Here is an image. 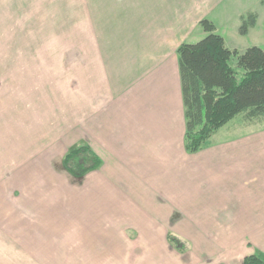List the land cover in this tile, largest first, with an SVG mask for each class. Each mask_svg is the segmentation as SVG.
<instances>
[{
  "label": "crops",
  "instance_id": "obj_1",
  "mask_svg": "<svg viewBox=\"0 0 264 264\" xmlns=\"http://www.w3.org/2000/svg\"><path fill=\"white\" fill-rule=\"evenodd\" d=\"M227 1L0 0V232L13 254L0 264L264 258V122L195 154L185 148L177 51L206 37L205 19L220 33ZM25 136H36L29 150ZM79 146L98 170L75 179L47 163ZM24 151L42 164L36 179L24 176ZM35 183L36 216L7 197ZM14 208L36 221V239L9 227Z\"/></svg>",
  "mask_w": 264,
  "mask_h": 264
},
{
  "label": "trees",
  "instance_id": "obj_2",
  "mask_svg": "<svg viewBox=\"0 0 264 264\" xmlns=\"http://www.w3.org/2000/svg\"><path fill=\"white\" fill-rule=\"evenodd\" d=\"M256 21L253 13L243 17L240 35L246 36ZM200 27L206 37L195 44H183L177 51L185 108V148L191 154L200 152L239 115H244L247 123L264 122V48L232 50L211 21H201ZM88 158L92 165L86 167ZM101 164L86 146L72 149L63 160L64 169L75 179L98 170ZM244 264H264V258L252 255Z\"/></svg>",
  "mask_w": 264,
  "mask_h": 264
},
{
  "label": "rangeland",
  "instance_id": "obj_3",
  "mask_svg": "<svg viewBox=\"0 0 264 264\" xmlns=\"http://www.w3.org/2000/svg\"><path fill=\"white\" fill-rule=\"evenodd\" d=\"M235 2L236 0H228L224 7L219 11L218 14H220V20H218V24H220V34L226 42V45L229 49L232 50H238L239 52H244L246 51L248 48L250 47H259V48H264V0H238L239 3H236L235 5H233L232 3ZM238 4L241 5V8H239ZM240 11H246V14L244 17L247 16V13H253L257 15V21H256V25L254 28L249 29V32L246 36H242L239 33V22L238 24L236 23L237 19H236V14ZM248 13V14H249ZM227 14L229 16H227ZM227 21H226V19ZM230 18V20H229ZM217 19V16H216ZM228 20L230 21V23H228ZM217 31V29H216ZM194 38L192 40H190V44H195L199 41H201L203 38H199L197 39V37H201L199 35H195L193 36ZM187 43V44H189ZM232 67H235L234 64H232ZM27 75V74H26ZM27 76H30L31 78H35L36 73H30ZM26 76V77H27ZM28 78V77H27ZM36 79V78H35ZM29 80V78H28ZM27 107V106H26ZM247 122L244 119V115H239L236 118H234L228 125H226L224 128H222L218 133H216L212 139L207 143L208 146H210L212 143H220V142H225V141H229L232 139H237L239 138L242 133L246 130V125ZM256 127V126H255ZM262 128L264 129V124H262ZM28 133H32V130L30 128V132ZM36 141V136H25L24 139V144L26 145L25 148L26 150H29L28 147L31 142ZM36 145V142L35 144ZM33 145V146H34ZM77 148V147H76ZM24 158H25V168H24V176L26 178H31V179H36V164L40 165L42 167L41 162H37L36 161V152L35 154L29 152V151H24ZM64 160V159H63ZM39 161V160H38ZM47 161H52L51 159L47 158ZM46 161V162H47ZM49 164L52 165V170L54 171H61V172H66V170L64 169L63 166V161L59 164H55V163H50L47 162ZM84 166H90L92 165L91 160L88 158L86 160V162L84 163ZM22 171V170H21ZM17 175V173H16ZM15 174H13L12 176H16ZM10 175L8 174V177ZM21 176V175H20ZM11 177V176H10ZM72 178H74V176L71 175ZM29 183V182H28ZM79 184H76V186ZM24 190V191H23ZM23 190L21 188H17V191L14 190H9V192H7V197H8V202H10L13 205H16L17 203H19L20 206H25L26 207L28 205H30L31 209H36V183L35 185L33 184H25ZM24 197V198H23ZM27 200V201H26ZM22 201V202H20ZM21 208L16 209L14 208L13 210H9L6 213V220L7 224L13 227H16L18 225H20L24 230L29 231L30 236L34 237L36 239V227L32 228V226H36V221L30 220L28 221L27 219H22L19 218L17 219V216L20 215L21 213ZM76 211V210H75ZM25 213V211H24ZM8 214L10 215V217L8 216ZM27 214V213H25ZM36 216V211L34 210L33 213ZM12 216V217H11ZM36 220V217H35ZM28 226H30L31 228H29ZM129 237H132L134 239V234H128ZM175 237V236H174ZM8 240V235H6L5 232H0V257H7L9 259H13L12 256L13 254H10L11 252H8L4 249L6 248H10L8 246H6V244H4L6 241ZM176 243L178 241H175ZM181 243V242H180ZM184 245L181 243L178 246V250L180 252H184L185 248H183ZM14 250V248H12ZM19 253V252H18ZM21 254V252H20ZM21 262H28L29 258H27L26 256L21 254V258H20Z\"/></svg>",
  "mask_w": 264,
  "mask_h": 264
}]
</instances>
